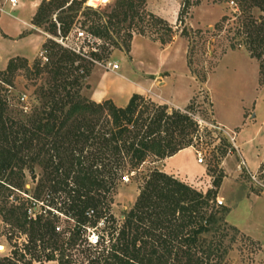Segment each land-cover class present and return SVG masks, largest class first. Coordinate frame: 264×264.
Instances as JSON below:
<instances>
[{
  "label": "trees",
  "instance_id": "1",
  "mask_svg": "<svg viewBox=\"0 0 264 264\" xmlns=\"http://www.w3.org/2000/svg\"><path fill=\"white\" fill-rule=\"evenodd\" d=\"M228 1L240 11L231 48L246 45L264 71V0ZM84 2L45 0L32 24L41 28L48 23L55 37L59 23L67 36ZM146 3L117 0L110 14L85 7L83 30L113 48L130 49L132 33L123 43L118 39L125 24L144 33L148 23L164 28L169 38L161 41L169 42L173 26L146 12ZM190 5L186 0L184 7ZM230 19L224 16L215 29L224 28ZM50 39L44 46L47 63L38 62L31 74L39 78L46 72L48 80L35 91L37 101L30 111L22 110L18 117L10 114L2 92L5 83L12 86L14 81L0 79V215L27 237L25 244L15 242L10 256H0V264H224L229 250L223 239L208 238L219 230L218 212L209 211L216 192L202 193L158 168L145 175V184L122 224L102 235L98 245L90 244L87 223L103 218L99 208L114 203L124 170L133 171L150 157L166 159L193 146L199 120L192 114L193 101L184 110L170 111L138 93L125 107L84 96V80L95 63L106 58L96 52L101 45L95 43L91 52L81 54ZM25 66L11 63L7 71L15 75ZM29 177L35 187L27 188ZM47 191L65 194L58 210L68 222L63 231L58 230L61 215L39 205ZM91 210L95 211L92 217Z\"/></svg>",
  "mask_w": 264,
  "mask_h": 264
},
{
  "label": "rangeland",
  "instance_id": "2",
  "mask_svg": "<svg viewBox=\"0 0 264 264\" xmlns=\"http://www.w3.org/2000/svg\"><path fill=\"white\" fill-rule=\"evenodd\" d=\"M43 1L19 0V6L11 11L5 1L0 0V6L13 14L0 10V39L6 33L16 37L17 30L12 28L13 16H26L37 5L36 14ZM82 1H85L84 8L92 7L99 14H110L117 4V0H76V3ZM185 2L147 0L146 12L160 17V12L172 16L176 5H180L177 21H168L174 28L172 38L163 43L161 38L167 39L169 34L159 26L146 23V30L141 33L135 27L127 28L128 24H125L121 38L116 34L114 36L123 43L132 33L130 49L113 48L107 42L99 44L101 46L96 50L99 56H110L91 68V74L84 80L82 94L92 99L103 72L111 70L110 64H118L122 71L144 85L138 94L159 105H166L170 111L187 107L177 108L170 100L180 103L190 96V101L194 103L192 114L199 120L194 145L183 149L186 151L170 164L165 162L167 158L150 157L133 171L129 167L124 170L130 180L120 182L113 196L114 203L99 208L103 218L98 221L94 218L87 223V228H91V231L87 230V235L94 231L102 236L122 224L123 215L135 204L145 184V175L158 168L202 193L216 192V202L209 211L218 212L216 227L220 231L212 232L208 238L214 241L220 237L223 239L224 247L229 250L224 264H264V71L261 70L260 60L251 55L246 45L231 48V43L236 41L232 39L237 29L236 15L240 13L236 3L228 0H190L191 5L185 8ZM84 8L76 17L69 43L91 52V45L75 38V32L83 30L82 22L86 18L82 13ZM254 13L260 15L257 11ZM224 16L231 19L224 28L215 29ZM33 18L29 21L32 22ZM48 27V23L41 28L33 25L21 34L40 35L42 47L25 41L15 43L12 38L0 43V79L7 81L12 77L14 81L12 86L5 83L2 92L9 102L12 116L18 117L22 110L30 111L37 101L35 91L48 80L46 72L39 78L31 77L38 62L42 65L47 63L44 46L51 40ZM11 63L26 66L19 67L16 74L10 76L7 70ZM169 73L173 74L170 86L163 92L159 91V86L153 83L162 81ZM215 117L227 127L237 128L239 138L233 131L218 124ZM38 173L42 175L43 170L39 168ZM254 174H257L259 182L253 179ZM28 181L27 188L35 187L30 177ZM61 197H65L63 192L55 195L47 191L39 203L40 207L50 208L61 215L59 232L68 225L65 216L58 212ZM101 219L105 224H98ZM16 241L25 244L27 237L12 225H7L0 215V256H10ZM34 264L57 262L36 261Z\"/></svg>",
  "mask_w": 264,
  "mask_h": 264
},
{
  "label": "crops",
  "instance_id": "3",
  "mask_svg": "<svg viewBox=\"0 0 264 264\" xmlns=\"http://www.w3.org/2000/svg\"><path fill=\"white\" fill-rule=\"evenodd\" d=\"M179 6L180 5H176L175 9L173 10L172 16H170L169 13L160 12V14H162V17L164 19H166L167 21H169L170 23L171 22L174 23L178 19ZM36 9H37V5L35 7H33V9H31L26 14V16H23V17L17 16L18 18H15V16H13L14 20L12 22V28L17 30L16 31V37L6 33L7 35L0 39V43L2 41H6V40H9L10 38H12L13 42H15V43H18L20 41H25V42L34 43V44L38 43L42 47L43 40H42V37L40 35L35 34V33H33V34L30 33V34L25 35V36L21 35L24 32V30H28L27 29L28 27H30V28L33 27L32 22H30L29 20L32 16H34ZM8 13L13 15L10 11ZM0 52H1V49H0ZM16 55L25 56L28 58V56L23 55V54L16 53ZM0 59H1V56H0ZM172 75L173 74L169 73L168 75H166L165 77L162 78V81H160V82L157 81V82L153 83V85L159 86V91H162V92L165 91V89L168 86H170V83L172 80ZM156 79L158 80V77H156ZM143 87H144V85L141 84V82H139L135 78L127 75L124 71H122V69L120 67L117 70H113V69L105 70L103 72L100 80H99V83L97 84L96 88L94 89V91L92 93V99L96 102H99V103L103 102L105 100H112L117 106L125 107L129 103L130 98L135 93H139L140 88H143ZM190 99L191 98L189 96L183 102H180V103L174 102L173 100H170V101L177 108L184 109L187 106ZM215 118L217 119L218 124H220L224 128H227V129L233 131L235 133V135H237V137L239 138L240 132H238L237 128H231L230 126L227 127V125L222 120L218 119L217 117H215ZM248 120H251V118L246 119V121H248ZM185 151L186 150H182L179 153H177L176 155L167 158L166 159L167 161H165V162L167 164H170V162H172L173 160L178 158ZM4 248H6V246H4ZM50 263H56V262L51 261Z\"/></svg>",
  "mask_w": 264,
  "mask_h": 264
},
{
  "label": "built area",
  "instance_id": "4",
  "mask_svg": "<svg viewBox=\"0 0 264 264\" xmlns=\"http://www.w3.org/2000/svg\"><path fill=\"white\" fill-rule=\"evenodd\" d=\"M5 1V3H6V7H8V9L9 10H14L15 8H17L18 7V4H19V0H4ZM0 10L1 11H3V12H6V13H8L9 11L8 10H6V8L5 7H1L0 6ZM58 36H52V35H50V37L51 38H53L55 41H57L59 44H61L62 46H64V47H66V48H69V49H71V50H73V51H75V52H77V53H81V54H84V53H87V51H83V50H81L80 48L78 49V48H76V47H74L72 44H70L69 43V40H70V34H72V33H70L69 35H67V36H64L63 34H62V31H61V28H60V24L58 23ZM75 38H77V39H79V40H83L85 43H87V45H94L95 43L97 44V45H99V44H101L102 43V41L101 40H99V39H97V38H95V37H93V36H91V35H88V34H86V32L84 31V30H80V29H78L76 32H75ZM93 49H95V48H93ZM85 50V49H84ZM96 50V49H95ZM44 58L45 59H47L46 58V56H44ZM110 67H111V69H113V70H117V69H119V65L118 64H110L109 65ZM234 140V139H233ZM203 159H202V157H200V161H202ZM262 174H264V169H263V171H262ZM257 174H254L253 175V179L255 180V181H257V182H259L258 180H257ZM124 180L125 181H129L130 180V178H129V176H125L124 177ZM264 186V185H263ZM88 215L89 216H94L95 215V211H93V210H91L89 213H88ZM98 224H105V221L103 220V219H101V221L98 223ZM95 228V227H94ZM93 228V229H94ZM97 228V227H96ZM87 230L88 231H91V228H87ZM100 237H101V235L99 236V234H97V233H95L94 231L93 232H91L90 233V235L88 234L87 235V238H88V240H89V242H90V244L91 245H93V246H96V245H98L99 244V241H100Z\"/></svg>",
  "mask_w": 264,
  "mask_h": 264
}]
</instances>
